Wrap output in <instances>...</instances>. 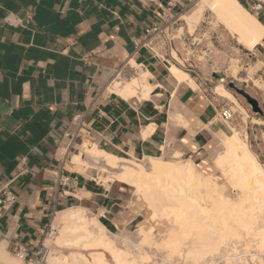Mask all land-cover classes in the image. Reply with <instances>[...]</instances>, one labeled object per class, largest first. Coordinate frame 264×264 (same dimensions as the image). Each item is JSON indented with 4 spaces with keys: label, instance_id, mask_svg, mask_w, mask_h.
I'll use <instances>...</instances> for the list:
<instances>
[{
    "label": "crops",
    "instance_id": "0c3cea01",
    "mask_svg": "<svg viewBox=\"0 0 264 264\" xmlns=\"http://www.w3.org/2000/svg\"><path fill=\"white\" fill-rule=\"evenodd\" d=\"M238 2L264 28V0ZM203 4L191 33L184 16ZM213 9L204 0H2L0 169L17 200L0 220V244L12 253L18 244L41 245L55 217L70 208L86 209L112 232L140 223L132 187L109 180L96 165L112 167L88 150L125 161L185 156L208 170V149L222 110L231 107L244 115L233 99L217 94L219 85L213 86L206 74L194 75L186 67V62L192 65L194 49L213 51L215 32L236 44L230 48L236 58L224 73L212 74L234 81L264 111V35L253 48L247 47L223 20L214 24L211 17L218 13ZM165 14L180 17L172 27L177 37L173 43H158L159 56L136 49L133 39ZM127 61L140 65L127 83L139 79L151 87L149 93L137 90L124 96L118 92L124 85L108 86L115 69ZM177 68L197 87L179 80ZM240 106L246 112L240 123L260 127L254 132L264 150L263 115L252 116L248 107ZM174 109L182 122L170 126ZM76 115H82V124L74 121ZM75 132V145L69 147Z\"/></svg>",
    "mask_w": 264,
    "mask_h": 264
},
{
    "label": "bare ground",
    "instance_id": "6f19581e",
    "mask_svg": "<svg viewBox=\"0 0 264 264\" xmlns=\"http://www.w3.org/2000/svg\"><path fill=\"white\" fill-rule=\"evenodd\" d=\"M204 3L212 6L232 31L239 33V41L247 47L253 48L262 39L264 28L238 0H204ZM203 9L204 4L184 16L191 32L199 23ZM175 73L179 80L197 87L186 71L177 68ZM122 85L123 89L118 92L124 96L136 94L137 90L149 93L151 89L139 79L125 84L116 83L115 88ZM216 92L236 100L223 84L217 87ZM174 114L182 121L177 109H174ZM215 135L220 139L221 150H218L213 159L231 182L232 188L240 193L238 199L229 198L224 192L226 188L223 189L213 174L205 176L199 173L194 161L189 158L178 163L148 157L153 163V174H149L142 164L143 159L127 162L96 148L88 150L95 160H103L113 168L120 161L127 163L119 174L120 179L136 188L134 196L145 198L154 211L153 214L162 217V220L170 219L165 240L163 238V242H156L157 238L154 240L153 228L150 227L139 231L141 240L136 244L137 252L129 247L120 248L108 236L107 227L96 215L89 217L86 209L70 208L60 212L55 218L60 227V236L56 233L53 237H47L46 245L49 246L50 239L57 236L56 242L59 245L73 249L93 247L96 250L89 254L90 257L82 251H72L70 255L62 256H52L54 254L51 252L46 264H146L150 258L148 249L151 246L157 249L159 245H164L160 246L161 249H170L171 255H177L173 260L176 258L178 262L175 260L177 263L171 264H250L245 259L246 255L245 258L239 256L238 250L240 246H256L264 250V166L250 150L246 137L229 122L224 121L223 126L215 130ZM176 156H179L177 151ZM107 253L111 256V261L108 260ZM259 261H255V264H264L263 259ZM0 264L23 263L11 257L2 242ZM160 264H164L163 261Z\"/></svg>",
    "mask_w": 264,
    "mask_h": 264
},
{
    "label": "rangeland",
    "instance_id": "374dc122",
    "mask_svg": "<svg viewBox=\"0 0 264 264\" xmlns=\"http://www.w3.org/2000/svg\"><path fill=\"white\" fill-rule=\"evenodd\" d=\"M210 7H212V6H210ZM212 9H213V7H212ZM213 11H215V9H213ZM211 14L212 13H210V15ZM211 18L214 20V24H217L218 22H222V20H221L219 15H218V17L214 16V17H211ZM195 29H196V27H195ZM193 32L194 31H192L191 33H193ZM211 36H212V34H211ZM212 41H213V46H215L213 51L210 50L207 54H204V53H202L200 51V49H194L193 54L192 53L190 54L191 60H192L191 61L192 65H189V62H186V67H187V69L194 70L193 72H191L194 75H197L199 73L200 74H206L207 77L212 81L211 82L212 85L213 86H215V85L218 86V85H221V84L217 80L214 79L215 77L212 74V72L213 71H217L215 73H218V74L224 73L225 68L229 67V65L231 63V58H233V57L236 58V55L234 54L233 50H230V48L235 46L236 44L233 41H231V40L228 42L227 36H224V38H223L220 34H218V32H215V35H213V37H212ZM196 42H199V39H196L195 43ZM232 71H233L234 74H236V75L238 74L239 67L237 65V61L236 60H233ZM248 72L250 73V76L253 75L252 69H249ZM226 86H227V88H229L228 84ZM215 91H216V88H215ZM232 91H233L234 95L237 97V99L239 100V103H238L237 100L233 99L232 97H229L227 95H226V97H229V98L233 99L236 107H238L240 109V111L244 113V115L243 114H239V112H237L235 114V116L233 117L232 121H229V124H231V126H234L238 130L241 131L242 136L244 138L246 137L245 141L248 144L250 150L255 154V156L257 157L259 162L261 164H263V166H264V150L259 146L258 143H260V140H259V138H256V134L254 132V129H259L260 127L258 125H253V124L249 125V127H246L245 124H241L240 123L241 118L243 116H246V112L240 106V104L245 106V107H248V109H250L249 110V114H251L252 116L259 117L260 114L255 115L254 112L252 111L250 105L247 103V101L241 95H238L234 90H232ZM234 110H235V108H234ZM262 119L264 120V114H263V118ZM180 122H182V121H179L178 118L175 116L174 111H172L171 114H170V126L171 125L174 126L175 124L180 123ZM223 123H224V120L222 119L221 116H219V119L216 121L217 126L213 130L214 138L212 139V141L210 143V149H208V155H210V158L208 159V161H209L208 166H210V168L208 170L207 169L203 170V168L200 165L196 164L195 162H194V164L196 166V170L199 173H201V174H203L205 176L213 174L215 177H217L218 181L222 184L223 189H224V187L226 188V190L224 189L225 190L224 192L229 196V198L232 199V197H233V200H235V199H238L239 196H241L240 193H238V190H234L232 188L231 182L227 179V177L224 174H222L221 169L217 166V164L215 162V159H213L214 156L216 155V153L218 152V150H221V142H220L219 137H217L215 135V130H217L218 128H221V126H223ZM187 158L188 157L183 156V157H179L178 159H176V158H162V159L163 160H168V161H175V162L178 161V163H183L182 160L187 159ZM127 162H131V161H127ZM142 164H143L145 170H147V172H149V174H153V165H152L153 163H152V161L149 158L143 159ZM124 165H127V163L126 162H121L118 165H116V168L112 167V169H110V170H106L103 167H100V165H96V166L101 171V173L104 171L107 177L110 176L108 178L109 180L116 179V180H119V181H121L123 183L129 184L132 187L133 192L135 194L136 188H134L131 183L123 181L119 177L120 176L119 174L122 171V168H124ZM101 176H100V179L102 178ZM238 194H239V196H238ZM144 200H145V198H143L141 196H136V195L134 196L133 205L137 209V211L139 209V211L142 214L141 221H140V223L138 225L133 226V227L128 228V229H125V230H122V231L120 230V231H117V232H114V231L112 232V231H110L107 228L108 229L107 231H108V234H109L108 236H111L110 238L114 239V241H115V243H116V245L118 247H120V248L129 247L130 250L133 251L135 249L134 251L137 252V250H138L137 249L138 248V246H137L138 245V241L141 240L139 231L142 230V229H149L150 227L153 228L154 240L156 238L158 239V240L157 239L155 240L156 242H159V241L163 242V240H165L166 232L168 231V228H169V222H170L169 220L170 219H167V220L163 219L162 220L161 219L162 217H160V216L158 217L157 215L153 214L154 211L149 206L147 201L146 200L144 201ZM87 216L95 217V215H93L92 213H90L88 211H87ZM53 228H54V234L52 235V237L55 236L56 233H57V236H60V234H59L60 233V227L57 225L55 219H54ZM57 236L55 237V239H50V241H49L50 243L48 244L49 247L52 250V254H54L52 256L70 255V253L72 251H82L87 256L91 252L96 250L95 248L92 249L93 247L92 248L88 247L87 249H73L71 247L59 245L56 242ZM160 237H161V240H160ZM244 239H246V238H244ZM45 243L47 244L46 240H45ZM160 243H157V244H160ZM160 246L164 247V245H159L158 246L159 248L157 247V249H155L156 247L151 246V249H150L149 248L150 246H147V248H149L148 249L149 257L151 258V259L149 258L148 261H150V260L154 261V262L153 261L152 262L151 261L150 262L146 261L148 264L149 263L154 264L155 262L157 264H160L162 261H163L164 264L165 263L171 264V263H174V262L175 263L178 262L176 260V258H174V259L177 262L175 260H173V257L175 255L174 254L171 255L172 252H171L170 249H168L166 247L165 248L162 247L163 249H161ZM133 247H135V248H133ZM239 249H240V250H238L239 252L237 251L239 256H241L243 258L246 257L245 259H247L248 260L247 262L250 263V264H255L256 262L259 263L260 262L259 260H262V259L264 260V258H263L264 257V250L259 249L256 246L255 247L253 246V248L252 247L251 248H249V247L246 248L245 246H240ZM8 254L11 257H13V258H16L17 260L22 261L23 264H28L29 263V262L21 260L20 258H18L14 253L10 252L9 250H8ZM108 254L109 253L106 254L107 257H108V260L111 261V256L110 255L108 256ZM88 257H90V255ZM89 259H91V258H89ZM169 261H171V262H169Z\"/></svg>",
    "mask_w": 264,
    "mask_h": 264
},
{
    "label": "built area",
    "instance_id": "2783aa9c",
    "mask_svg": "<svg viewBox=\"0 0 264 264\" xmlns=\"http://www.w3.org/2000/svg\"><path fill=\"white\" fill-rule=\"evenodd\" d=\"M260 7V5H258ZM2 9V0H0V11ZM180 17H175L170 14H165L158 23L147 27L142 37H135L133 43L136 49L146 48L151 51L154 55L159 56L157 53V44L171 45L177 38L172 33V27ZM140 65L132 64L130 61L120 65L114 71V77L109 83V87L114 88L116 83L125 84L131 80L139 71ZM217 81L222 84H227L228 81L225 76H220ZM235 111L231 107L222 110L221 117L224 121H232ZM74 121L78 124L83 123L82 115H76ZM78 134L75 132L70 135L69 147L75 145V140ZM62 184H67V179H60ZM17 195L11 189L10 182H4L2 180V171L0 169V220L5 213L16 203ZM54 234V228L50 226V229L46 232L45 238L41 245L32 248L24 245H16L13 253L23 261L32 262L35 264H46L51 255V248L46 245L45 240L47 237H51Z\"/></svg>",
    "mask_w": 264,
    "mask_h": 264
},
{
    "label": "water",
    "instance_id": "95a60500",
    "mask_svg": "<svg viewBox=\"0 0 264 264\" xmlns=\"http://www.w3.org/2000/svg\"><path fill=\"white\" fill-rule=\"evenodd\" d=\"M215 77L219 78L220 75L215 74ZM228 87L232 90H234L238 95H241L246 101L247 103L250 105L252 111L256 114H261L263 115L264 111L262 109V107L259 104V101L257 98H255L253 95H251L248 91H246L245 89L239 87L234 81H230L228 83Z\"/></svg>",
    "mask_w": 264,
    "mask_h": 264
}]
</instances>
